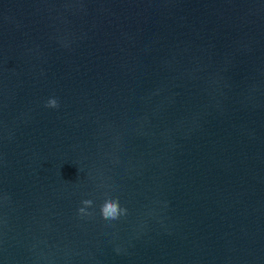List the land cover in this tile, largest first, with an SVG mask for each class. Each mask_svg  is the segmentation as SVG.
Returning a JSON list of instances; mask_svg holds the SVG:
<instances>
[{"label": "water", "instance_id": "95a60500", "mask_svg": "<svg viewBox=\"0 0 264 264\" xmlns=\"http://www.w3.org/2000/svg\"><path fill=\"white\" fill-rule=\"evenodd\" d=\"M0 264H264V0H0Z\"/></svg>", "mask_w": 264, "mask_h": 264}, {"label": "clouds", "instance_id": "9594fccd", "mask_svg": "<svg viewBox=\"0 0 264 264\" xmlns=\"http://www.w3.org/2000/svg\"><path fill=\"white\" fill-rule=\"evenodd\" d=\"M45 107L49 108H58L59 104L57 99L50 98L45 104ZM93 200L91 199H84L81 201L82 207L78 209V213L81 216H91L92 213L87 211V209L93 207ZM100 212L104 219L106 220H117L121 216L127 214V209L122 208L119 203L118 198H113L109 196L104 200V202L100 205Z\"/></svg>", "mask_w": 264, "mask_h": 264}]
</instances>
